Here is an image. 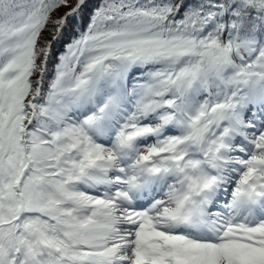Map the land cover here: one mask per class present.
<instances>
[{"label": "snow or ice", "instance_id": "obj_1", "mask_svg": "<svg viewBox=\"0 0 264 264\" xmlns=\"http://www.w3.org/2000/svg\"><path fill=\"white\" fill-rule=\"evenodd\" d=\"M0 264H264V0H0Z\"/></svg>", "mask_w": 264, "mask_h": 264}, {"label": "rangeland", "instance_id": "obj_2", "mask_svg": "<svg viewBox=\"0 0 264 264\" xmlns=\"http://www.w3.org/2000/svg\"><path fill=\"white\" fill-rule=\"evenodd\" d=\"M73 2H74V0H73ZM64 11H67V9H61V13L64 12Z\"/></svg>", "mask_w": 264, "mask_h": 264}]
</instances>
